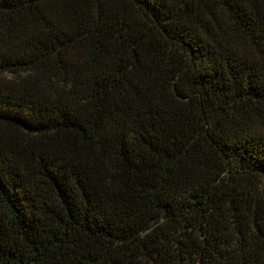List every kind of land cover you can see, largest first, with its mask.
Wrapping results in <instances>:
<instances>
[{
	"label": "trees",
	"instance_id": "obj_1",
	"mask_svg": "<svg viewBox=\"0 0 264 264\" xmlns=\"http://www.w3.org/2000/svg\"><path fill=\"white\" fill-rule=\"evenodd\" d=\"M0 264H264V0H0Z\"/></svg>",
	"mask_w": 264,
	"mask_h": 264
}]
</instances>
